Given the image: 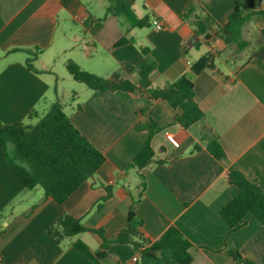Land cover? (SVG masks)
Returning a JSON list of instances; mask_svg holds the SVG:
<instances>
[{
  "label": "crops",
  "instance_id": "0c3cea01",
  "mask_svg": "<svg viewBox=\"0 0 264 264\" xmlns=\"http://www.w3.org/2000/svg\"><path fill=\"white\" fill-rule=\"evenodd\" d=\"M137 1L143 15L134 11L135 15H147L149 24L130 29L127 37L132 43L114 47L124 31L117 18L105 15V0H0V123H21L29 112L38 118L58 103L75 128L105 156L95 174L57 204L40 188L25 189L0 148L2 264H137L133 261L137 252L129 245L111 244L106 259L91 261L70 243L80 240L95 254L100 250L96 235L81 233L56 244L46 232L67 214L114 240L126 226L131 207L142 220V234L149 242L167 228H177L191 243V264H234L228 250L253 264H264V224L249 217L229 234L219 216L237 193L228 183L229 171L243 173L264 191V63L253 59L236 67L233 56L223 58L226 47L218 40L193 49L195 37L179 18L188 4L197 2L224 25L235 9L244 14L264 12V0ZM153 19L163 24L161 30L151 25ZM251 24L264 29L259 16ZM141 48L149 49L156 63L150 75L154 87L163 88L181 76L191 80L204 122L225 153L222 161L206 151L200 123L183 129L173 122L176 111L163 101L138 93L91 91L77 82L69 91H59L56 61L63 68L70 60L100 77L118 72L136 84L137 74L127 73L122 65L141 69ZM23 50L36 53L34 71L26 67L30 55ZM208 51L215 54L214 67L193 74L190 66ZM151 129L155 158L165 163L138 172L129 165ZM167 134L177 147L168 142ZM195 145L198 149L193 151ZM139 174L145 191L136 200ZM105 187L111 195L96 208Z\"/></svg>",
  "mask_w": 264,
  "mask_h": 264
},
{
  "label": "trees",
  "instance_id": "16d2710c",
  "mask_svg": "<svg viewBox=\"0 0 264 264\" xmlns=\"http://www.w3.org/2000/svg\"><path fill=\"white\" fill-rule=\"evenodd\" d=\"M135 2L136 0H105V15L117 18L124 31V35L114 47L132 43V38L127 37L130 29H140L149 24L147 15L143 18L135 15L133 10ZM255 16L264 20L262 11L244 14L235 9L229 15L227 22L220 25L197 2H191L180 13L179 18L195 37V42L191 46L193 49L208 47L218 40L226 48L235 45L236 49L231 52L232 55L247 50L248 56L244 63L253 59L264 63V29L252 30L249 39L244 38V28L251 24ZM25 52L30 55L26 60V67L34 71L32 61L36 53ZM140 52L144 60L141 69L136 70L130 65H122L127 73L137 74L136 84L121 77L118 72L107 77L96 76L82 70L70 60L65 63V69L73 81L83 84L91 91L138 93L151 101L165 102L172 111H176L173 122L183 129L200 123V137L205 141L206 151L216 161H222L225 153L217 135L204 122L205 114L196 102L191 80L181 76L163 88L154 87L150 82V75L156 70V63L150 57L149 49L141 48ZM184 55L187 56V52ZM214 62L215 54L208 51L192 63L190 71L197 75L213 68ZM31 117H37L35 112H29L28 118ZM153 134L151 129L143 148L129 165L130 168L139 172L148 166L165 163L155 158L150 143ZM0 148L9 169L25 189L40 188L45 196L50 197L57 204L65 202L105 162V156L75 128L58 103L52 104L34 125L0 123ZM197 149L198 146L195 145L193 151ZM227 178L228 183L237 190L236 195L219 211L221 220L229 229L228 233L241 227L249 217L264 224V191L257 182L247 179L243 173L236 170L229 171ZM139 179V184L136 186V200L141 198L145 191L144 178L141 174ZM104 190L105 195L95 203L96 208H100L111 195L110 188L105 187ZM135 201L133 200L132 204ZM142 226V220L131 207L126 226L119 231L114 240L105 239L100 229L83 227L79 220L67 214L59 216L46 232L56 244L81 233L96 235L100 240V250L95 254L91 253L80 240L70 243L71 248L91 261L106 259L109 245L124 244L131 246L137 252V264H191V243L177 228L171 226L156 241L149 242L142 234ZM227 254L234 264H253L237 251L228 250Z\"/></svg>",
  "mask_w": 264,
  "mask_h": 264
},
{
  "label": "rangeland",
  "instance_id": "374dc122",
  "mask_svg": "<svg viewBox=\"0 0 264 264\" xmlns=\"http://www.w3.org/2000/svg\"><path fill=\"white\" fill-rule=\"evenodd\" d=\"M133 10L135 11V13L137 14V16L141 17L143 15V12L141 10L139 1H137V3L133 6ZM257 29L253 24H248L245 28H244V38L245 39H249V34L251 32H253L252 30ZM236 47L235 45L226 48L223 52H221L223 58H227V57H232L233 58V62L236 63V67L239 66L240 64H242L246 57L248 56V51L244 50L239 52L236 55H232L231 52L235 51ZM56 74L58 75V77L60 78L59 80V91H69L68 89H72V84H77L75 83V81H73L71 79V77L68 75L65 66L62 68V66L60 65V63L58 61H56V63L53 65ZM83 85V84H82ZM37 112V111H36ZM41 116H39L38 118H33L31 117V119H29L28 117L23 120V122H21L24 125H34L38 119Z\"/></svg>",
  "mask_w": 264,
  "mask_h": 264
},
{
  "label": "built area",
  "instance_id": "2783aa9c",
  "mask_svg": "<svg viewBox=\"0 0 264 264\" xmlns=\"http://www.w3.org/2000/svg\"><path fill=\"white\" fill-rule=\"evenodd\" d=\"M151 25L154 27V29L155 30H161L162 28H163V24L161 23V22H159L158 20H155V19H153L152 21H151ZM166 138H167V140H168V142L172 145V146H174V147H177L178 146V144H177V142H176V140L171 136V135H166ZM138 260V254H137V256L135 257V258H133V261H137ZM0 264H2V260H1V258H0Z\"/></svg>",
  "mask_w": 264,
  "mask_h": 264
}]
</instances>
